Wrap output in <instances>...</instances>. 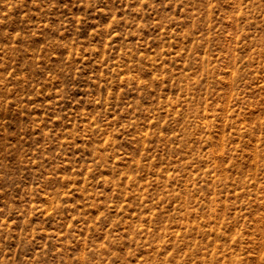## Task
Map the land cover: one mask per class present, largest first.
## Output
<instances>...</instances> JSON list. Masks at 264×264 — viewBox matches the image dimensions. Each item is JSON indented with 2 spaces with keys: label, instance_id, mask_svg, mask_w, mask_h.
Masks as SVG:
<instances>
[{
  "label": "rangeland",
  "instance_id": "obj_1",
  "mask_svg": "<svg viewBox=\"0 0 264 264\" xmlns=\"http://www.w3.org/2000/svg\"><path fill=\"white\" fill-rule=\"evenodd\" d=\"M0 264H264V0H0Z\"/></svg>",
  "mask_w": 264,
  "mask_h": 264
}]
</instances>
